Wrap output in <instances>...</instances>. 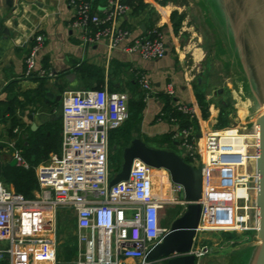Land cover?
Returning <instances> with one entry per match:
<instances>
[{
	"label": "built area",
	"instance_id": "2783aa9c",
	"mask_svg": "<svg viewBox=\"0 0 264 264\" xmlns=\"http://www.w3.org/2000/svg\"><path fill=\"white\" fill-rule=\"evenodd\" d=\"M72 8L70 26L86 45L107 38V49L115 48L129 34L115 25L127 9L118 0H108V9L98 16L89 2L69 0ZM24 57V76L50 77V72L34 69V56L42 37ZM129 47L142 60H159L167 52L162 33L150 30L143 38H133ZM142 101L153 96L148 79H137ZM165 94L171 98L172 91ZM125 93L105 89L64 92L60 99V145L57 154L34 167L37 189L30 199L7 189L0 182V260L8 264H30L29 256L19 245L36 248L35 264H56L55 216L58 210L70 211L74 218V264H148L147 250L160 242L166 231L160 225L164 206H186L182 188L169 181L164 172L161 195L155 194L152 170L134 159L125 181L108 185V132L119 128L127 117ZM172 107L189 120H195L199 135L192 128L179 129L174 118L171 140L180 157L196 168L204 169L200 216L190 253L195 260L208 253L197 236L208 232L246 233L256 230L255 195L257 175L254 164L258 156V128L252 123L247 130L236 118L228 126L202 129L195 102L172 103ZM161 116L162 114L159 113ZM251 131V133H246ZM249 134V135H246ZM178 155V156H179ZM15 166L27 169L19 152L13 151ZM230 212V215H228ZM215 219H226V227L205 229ZM169 255L166 259L175 256Z\"/></svg>",
	"mask_w": 264,
	"mask_h": 264
},
{
	"label": "crops",
	"instance_id": "0c3cea01",
	"mask_svg": "<svg viewBox=\"0 0 264 264\" xmlns=\"http://www.w3.org/2000/svg\"><path fill=\"white\" fill-rule=\"evenodd\" d=\"M68 1L0 0V171L9 164L14 150L22 154V150L17 147L18 142H22L30 132L39 127H33L35 125L28 119L29 115L38 117L42 124L60 121L54 120V117L59 113L60 99L64 92L105 89L125 93L131 98L138 92L142 94L137 79L140 75L145 76L153 90V96L143 102L138 133L132 132L130 141L138 138L148 148L153 147L146 145V142L154 141L174 130L173 124L157 118L163 107L160 96L166 95V90H171L172 103L194 102L191 82L175 60L177 54L174 43L177 42V36L172 33L168 22L172 6L170 3L159 6V0H141L143 8L132 12L126 5V0H118L127 10L116 19L115 25L128 32L129 36L115 48L108 50L107 38L92 45L82 42L70 26L72 8ZM88 1L94 4L93 11L100 17L108 9V0ZM155 28L162 33L167 48L163 58L142 60L137 54L125 50L131 45L133 38H143ZM3 30L7 33L4 34ZM38 35L42 37V41L35 52L34 69L50 72L51 76L25 77L23 60L35 44L34 37ZM39 87L42 97H34L32 94ZM6 103L14 108L13 118L17 124L10 135V116L5 111ZM211 111L209 106L210 117ZM217 115L216 110L211 126L217 120ZM207 118L202 124L203 130L209 120ZM57 139L60 145L59 132ZM173 147L178 150L175 143ZM160 148L172 151L166 145H161ZM50 154L57 153L49 152L38 164L47 160ZM5 187L13 191L10 185ZM4 244L0 242V247ZM18 247L27 252L29 263L35 264L36 248L28 245Z\"/></svg>",
	"mask_w": 264,
	"mask_h": 264
},
{
	"label": "rangeland",
	"instance_id": "374dc122",
	"mask_svg": "<svg viewBox=\"0 0 264 264\" xmlns=\"http://www.w3.org/2000/svg\"><path fill=\"white\" fill-rule=\"evenodd\" d=\"M167 2L172 5L169 26L181 18L174 43L177 66L185 72L191 86L200 82L211 114H216V110L228 114L227 123L219 120L213 127L228 126L230 119L236 118L248 130L264 112V0H159L158 5ZM206 123L205 130L212 128L208 120ZM146 145L161 149L155 140ZM168 148L180 154L175 147ZM118 163L117 150L108 146L111 176L119 171L120 165L114 171ZM163 176L164 172L154 186L158 196L165 185ZM181 212V206H164L160 211V225L168 228ZM226 221L215 219L205 223L204 228H223ZM54 228L56 264H74V218L70 211L58 210ZM197 239L209 251L196 264H252L258 246L255 232H208L198 235ZM4 247L6 244L0 248ZM0 263L8 264V256H3Z\"/></svg>",
	"mask_w": 264,
	"mask_h": 264
},
{
	"label": "water",
	"instance_id": "95a60500",
	"mask_svg": "<svg viewBox=\"0 0 264 264\" xmlns=\"http://www.w3.org/2000/svg\"><path fill=\"white\" fill-rule=\"evenodd\" d=\"M3 33L7 32L3 30ZM55 115L54 120H59L60 114ZM28 119L34 123L33 127H38L43 123L38 120V117L33 118L32 115H29ZM253 123L258 128V156L254 164V171L257 175L254 195V204L257 209L255 236L258 246L252 264H264V112L258 115ZM134 159L151 168L152 173L158 170L166 172L171 183L181 186L186 202L181 214L166 228L160 242L147 250L144 260L148 264L162 262L164 264H196L195 257L190 250L200 216L198 201L201 196L204 174L202 165L199 164L193 168L174 152L148 148L140 139L135 138L121 151L119 171L110 178L109 186L127 179L130 164ZM8 165L15 166V160L11 159ZM173 254L176 255L166 259Z\"/></svg>",
	"mask_w": 264,
	"mask_h": 264
},
{
	"label": "trees",
	"instance_id": "16d2710c",
	"mask_svg": "<svg viewBox=\"0 0 264 264\" xmlns=\"http://www.w3.org/2000/svg\"><path fill=\"white\" fill-rule=\"evenodd\" d=\"M91 5V9H94V4L88 0ZM126 5L132 9V12H136L139 9L143 8V3L141 0H126ZM167 1V0H164ZM173 14H170L172 17ZM181 23V18L176 22L171 24L172 33L177 34ZM191 91L193 95L194 102L196 103L200 117L202 120H205L208 116V102L205 100L204 95L201 90L200 82L196 81L191 86ZM34 97L41 96V88L39 87L37 91L32 94ZM143 95L137 93L134 97L127 99V117L122 125L112 131L108 132V146H111L117 150L119 155V163L117 164L116 170L121 164V149L126 147L130 142V134L132 132L138 133V126L141 119V111L143 109L144 103L142 101ZM163 101V107L160 111L161 116L158 115L157 118L165 120L168 122L169 118H174L178 124L179 129H186L188 127L192 128V133L195 135L198 134V126L195 120H189L186 116L180 114L172 107V99L166 95L160 96ZM14 103L18 106L20 104L16 101ZM7 109L5 110L10 116V126L8 134L10 131L17 126L13 118L14 108L6 103ZM215 114V113H214ZM214 114H211L208 124L212 121ZM228 114L224 113L222 110L218 112L217 120L215 126L219 124V120L228 122ZM223 125L221 127H224ZM60 128V121L50 122L40 125L34 132H30L26 139L22 142H18L17 147L22 150L21 157L28 165L27 169L21 167L13 166L9 167L5 165L0 171V182L3 185H10L15 193L22 195L26 199L32 197V191L37 189V184L34 176V167L44 160L49 152L58 153L59 151V140L57 139V134ZM171 134H164L155 141H157L158 146L166 145L167 147H173L174 141L171 140ZM187 162L186 160H184ZM111 175V174H110ZM58 212V211H57ZM57 214V213H56ZM1 264V263H0ZM157 264H164L157 263Z\"/></svg>",
	"mask_w": 264,
	"mask_h": 264
},
{
	"label": "bare ground",
	"instance_id": "6f19581e",
	"mask_svg": "<svg viewBox=\"0 0 264 264\" xmlns=\"http://www.w3.org/2000/svg\"><path fill=\"white\" fill-rule=\"evenodd\" d=\"M264 4V3H263ZM263 7V6H262ZM261 27V26H260ZM259 42V41H258ZM260 51V50H259ZM246 133H251V131H246ZM246 135H249V134H246ZM162 172L163 171H154L153 173H152V182L154 183V186H155V184L157 183V181L159 180V179H161V177H162ZM254 199V197L252 196V200Z\"/></svg>",
	"mask_w": 264,
	"mask_h": 264
}]
</instances>
